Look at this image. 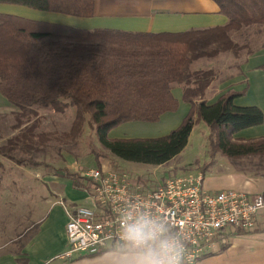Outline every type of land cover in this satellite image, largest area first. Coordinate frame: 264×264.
<instances>
[{"label":"trees","instance_id":"16d2710c","mask_svg":"<svg viewBox=\"0 0 264 264\" xmlns=\"http://www.w3.org/2000/svg\"><path fill=\"white\" fill-rule=\"evenodd\" d=\"M214 1L227 18L225 25L180 32L87 30L0 13V93L22 112L33 113V106H50L59 113L74 107L76 125L89 115L100 145L125 161L166 164L186 147L194 126L204 122L211 156L258 157L261 164L264 137L242 139L233 135L262 124L263 111L258 106L234 103L245 89L228 90L212 104L196 102L204 97L215 71L192 69L191 63L224 52L238 57L243 49L248 56L264 47V40L251 45L253 35L243 43L232 37L244 28L264 25V0ZM0 3L78 18L94 13V0ZM262 33L264 30H255L254 35ZM175 86L182 88V100L191 106L177 127L156 137L108 136L124 123L158 122L164 113L176 111ZM17 146V135L0 145V169L1 157L22 162L15 156ZM63 175L71 179L74 189H91V182L83 183L77 172L65 169Z\"/></svg>","mask_w":264,"mask_h":264},{"label":"crops","instance_id":"0c3cea01","mask_svg":"<svg viewBox=\"0 0 264 264\" xmlns=\"http://www.w3.org/2000/svg\"><path fill=\"white\" fill-rule=\"evenodd\" d=\"M16 13L13 15H25L22 12ZM53 14L48 16L55 20L58 19L55 22L38 21L64 23V25L87 30L112 29L151 33L204 29L227 23V18L220 12V8L214 0H94V13L91 17L72 16L80 19V21H74L79 24L78 26L62 22L66 18L67 21H70L69 15ZM248 28L264 30L263 27L250 26ZM235 34L238 33H232V37ZM204 64L207 65L205 67L213 69L215 75L207 87L204 97L196 99V102L205 100L207 104H212L228 90L245 89V94L236 98L234 103L238 106H258L264 113V69L261 68L264 65V47L244 57L238 64V72L235 74L218 76L224 73L223 71H227V64L217 68L215 64L218 62L215 58L198 63L195 69H206L202 66ZM172 92L178 100L176 111L164 113L158 122L134 121L130 123L151 124L157 126L158 129L165 130V134L177 127L191 106L182 100L180 86H175ZM0 96L4 98L1 93ZM2 98L1 101L5 99ZM114 129L108 133L110 138L127 137L126 132L118 133L117 129ZM258 137H264V122L233 135V138L242 139ZM3 144V140H0V145ZM183 150L168 163L156 166V168L174 162ZM248 158L251 157L234 159H238L239 163ZM1 161L3 167L0 170L9 165L6 161L13 162V164L15 162L6 157H1ZM224 168L225 171L228 170V166H224ZM64 171V169H57L44 173V182L50 192L42 196L41 202L46 204V208L44 214L39 216L35 205H33V202L38 199L34 190L35 179L28 183V193L24 197L16 193L19 191L18 185L15 183L8 185L5 183V177L0 179V264H97L95 256L98 253L74 252L69 257L64 255L67 248L65 225L68 219L65 206L85 204L88 197V192L73 188L71 179L63 175ZM210 174L208 178L204 176V185L209 190L234 189L251 194L262 192L264 196V174L260 172L252 173L251 170L244 167H237L233 173L229 170L227 173H223L220 170L212 171ZM255 218L256 225L249 231L231 226L224 228L219 234V237H224V241L217 239L213 250L194 264H264V206L257 212ZM109 248L111 247L105 249Z\"/></svg>","mask_w":264,"mask_h":264},{"label":"rangeland","instance_id":"374dc122","mask_svg":"<svg viewBox=\"0 0 264 264\" xmlns=\"http://www.w3.org/2000/svg\"><path fill=\"white\" fill-rule=\"evenodd\" d=\"M16 12H22L25 15L21 16L35 20L54 22L58 20L48 16L54 15L53 13L0 3V13L17 14ZM69 17H71L68 18L70 21H67L66 18L62 22L74 24V26L79 25L74 21H80V19ZM254 26L263 27L264 25ZM254 32L255 30L251 28L242 29L233 38L235 41L243 43L253 35L255 42L253 41L251 45L255 46L264 40V35L263 33L254 35ZM245 56L246 49L241 50L238 57L230 52L220 53L213 57L218 62V64H215L217 68L227 64V71H223L224 73L218 76L238 72V64ZM206 60L210 61L207 58L195 60L191 63V68L195 69L198 63ZM202 66H204L203 68H209L205 67L207 66L205 64ZM1 98L2 96H0V140H3L5 144L8 139L17 135L18 148L15 149V156L21 159L22 162L21 164L14 162L13 164V162L6 161L9 165L0 170V179L5 177V183L8 185H12V183L18 185L19 191L16 193L21 194V197L28 193V183L35 179L34 190L38 199L33 202V205H35L38 216L43 215L46 208V204L42 203L41 199L44 194L50 192L47 189L46 182H44V173L50 170L70 169L80 174L88 168L107 167L125 170L133 176H138L143 181L151 180L154 185L166 178L187 172L201 171L208 178L212 171L222 170L223 173H227L229 170L233 173L237 167H244L251 170L252 173L257 171L264 174V162L260 164L258 158L253 159L251 157L238 163V159H228L220 153L211 156L208 144L209 130L204 122H198L194 126L187 147L174 162L156 168V166L125 161L112 155L100 145L95 134L94 125L89 121V115H86L84 120L76 125L77 111L74 107L59 113L50 106H33V113L29 111L22 112L19 107L5 100V97V99L2 98L3 101H1ZM77 127L79 129L75 132L74 130ZM114 130L118 133L126 132L127 137H156L161 136L162 133L165 134V130L158 129L157 126L132 124L130 122L122 124ZM224 166H228L227 171H225ZM82 180L83 183H86L83 178ZM85 202H90L89 197Z\"/></svg>","mask_w":264,"mask_h":264},{"label":"built area","instance_id":"2783aa9c","mask_svg":"<svg viewBox=\"0 0 264 264\" xmlns=\"http://www.w3.org/2000/svg\"><path fill=\"white\" fill-rule=\"evenodd\" d=\"M80 176L91 182L90 202L65 206L64 255L68 257L74 252L97 254L113 247L120 210L133 202L175 227L186 243L187 264H194L213 250L217 239L224 241L219 237L224 228L252 230L255 216L264 206L262 192L207 189L201 171L169 177L155 185L125 170L107 167L88 168Z\"/></svg>","mask_w":264,"mask_h":264},{"label":"clouds","instance_id":"9594fccd","mask_svg":"<svg viewBox=\"0 0 264 264\" xmlns=\"http://www.w3.org/2000/svg\"><path fill=\"white\" fill-rule=\"evenodd\" d=\"M135 205L129 202L120 210L114 245L98 252L97 264H187L186 243L175 227Z\"/></svg>","mask_w":264,"mask_h":264}]
</instances>
